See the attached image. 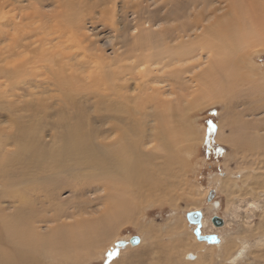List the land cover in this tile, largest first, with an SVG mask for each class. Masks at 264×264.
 Masks as SVG:
<instances>
[{"label":"rangeland","instance_id":"obj_1","mask_svg":"<svg viewBox=\"0 0 264 264\" xmlns=\"http://www.w3.org/2000/svg\"><path fill=\"white\" fill-rule=\"evenodd\" d=\"M194 1L0 0V50H3L2 52L9 50L10 53L12 46L16 48L24 46L26 47L24 50L34 51L35 58H39V55L45 52L40 51L43 49L52 55V59L48 60L47 65L42 63L40 64L42 66L39 67L36 64V71H33L34 76H28V83L21 82L18 84L13 93L12 101L17 107L8 105L9 99L5 96L1 98L3 112L0 108V113L7 115L0 117V136L6 137L9 132L14 133L24 129L37 116H42V113L33 104L39 98H47V102L49 100V104H47L48 118H45L47 124L37 123L36 128L32 123L30 130L36 134L38 131L41 132L43 146L48 145L53 135L61 131L56 123L59 120H66L68 115L77 117L76 113H83L86 117L92 118V124L89 123L88 127L98 129L100 124H97V121L94 122V120L99 117L100 112H96L95 109L96 86L92 83V80L97 75L99 66L130 52L134 40L127 35V32H131L134 25L140 27V29L141 27L145 30L152 29L154 33L152 34V31L149 30L151 37L148 36L149 33L147 36L151 38L150 40H155L162 36V34L158 35V32L154 31L157 30L154 27L158 23L167 22L169 27L179 25L182 22L187 23V13L192 10ZM211 1L207 5L199 2L198 8L193 14L196 16V21L198 20L202 26L208 24L209 14L215 12L217 16H220L226 10L234 11L236 16L247 20L250 24L253 23L252 25H257V22L262 21L264 18V5H261L260 0H253V2L251 0ZM208 5L209 10L205 12V7ZM203 10L205 13L203 16H199L198 14ZM172 12L177 15L176 18L173 17ZM181 12L183 13L181 14ZM168 14L172 16L169 17ZM245 15L250 18L245 19ZM194 31L196 30L190 29L188 34H192ZM199 32L197 31V33ZM142 35L145 36V33H142ZM13 36L16 37L15 40L12 39ZM20 44L21 46L18 47ZM165 45L170 44L166 43ZM262 48L263 53L256 54L257 56L250 58L251 60H246L251 65L257 66V72L264 74V47ZM250 51L249 48H243L238 54L244 56ZM138 52L134 53L138 54ZM30 55L33 54L29 52L26 56ZM4 57L11 58L6 54H4ZM12 58L15 60L14 56ZM28 58H24L23 61H27ZM20 59H17V61L20 62ZM129 62L130 60L123 59L122 63L128 65ZM177 67L178 65L169 68L176 69ZM138 71L139 69L132 65L128 70L118 75L121 79L117 81L121 82L123 78H128L133 73L136 76ZM168 71L173 72V70L163 69L148 77L150 79L148 84L153 87L152 92H150L152 96L148 102H143L141 106L139 100L133 98L138 93L135 90L137 80H131L126 90L133 100L128 110L132 115L130 117L133 119L132 123L138 127L135 136L139 142L141 138L143 139L141 140L140 149L145 153L159 155L158 159L155 157V160L157 159L155 163L162 168L155 171L157 172L155 173L156 179H160V182L158 181L159 185L157 183L154 187H151L153 192L149 189L143 193L144 197L141 196V198L135 199L130 210L122 218L123 223L113 225L114 230H112L111 237L89 249L90 251L87 254L83 252L84 250L80 251L79 255L83 257L78 258V255L75 264H195L196 262V264H219V262L220 264H264V164L261 167L260 164L248 166L251 164L250 159L253 158L249 154L251 151L245 152L243 148H239L238 144L234 146L222 140L217 141L212 136L213 131L209 133L210 124L215 126L221 121L222 116L227 114L228 108L232 106L231 102L236 97L231 98L230 91L229 93L226 91L228 94L223 91L222 94L216 92L212 97L202 98L199 96L195 98L193 94L189 95L180 88L178 78L176 80L170 77ZM56 75L58 77H55ZM69 81L73 89L69 87L66 92L70 95L72 104L66 105V101L62 99L65 91L61 92L59 82L65 85ZM129 87H134V89ZM158 88L165 90V95L163 94L160 97V102L163 104H160L156 99L151 100L160 93V91H157ZM171 89H173L172 92ZM126 91H124L125 94ZM111 97L112 100H116L113 95ZM244 100H248V98ZM207 101L211 104L205 105ZM239 101L238 99L235 103L240 104ZM27 102L33 106V110L26 105ZM166 105L171 107L169 108ZM164 106L168 110L170 109L167 115L164 116L171 118L168 119L171 125L168 127L169 129L166 128L165 136L162 138L161 133L159 135L156 132L155 126L158 113ZM241 106L237 108L241 110ZM237 111L236 113L233 112L232 116L238 115ZM101 112H104V109ZM108 112H104V115H108ZM119 113L112 114L110 112L115 117L122 115H119ZM30 114H32V120L26 117ZM14 125L16 128L12 127ZM174 128L175 137L177 138L173 142L169 140V133ZM224 130L225 133H230V128ZM23 132L25 131L23 130ZM1 144L3 147H1L0 152L12 153L11 151L16 149V144L12 139L8 144L3 142ZM159 144L167 145L169 150L166 148L165 151H161L162 148H158L160 149L158 150L160 152H158L155 148L160 147ZM19 153L21 155L23 152L20 150ZM1 156L0 153V158ZM262 160H264V157ZM15 167L16 165L12 164L10 170ZM0 168H2L1 164ZM32 170L28 172L31 174ZM34 172L36 173V170L32 174ZM84 175H88L86 170ZM217 175L223 177L221 181L232 185L230 199L227 197L225 187H222L220 178ZM234 175L236 177L238 175L241 180L236 179ZM84 177L83 173L80 172V175L73 181L74 183L77 181L83 183ZM6 181L7 178L4 175L0 177V196H2L4 188L7 186ZM99 185V182H90L81 185L82 189L79 188L80 186H76L74 189L68 185L62 191V199L66 201L65 207L68 215L71 214L69 212L74 211V215L69 216L66 223L71 224L75 220L80 221L78 224L68 225V230L78 232L86 226V223L81 220L83 217L94 219L96 215L93 216V213L96 214L99 208L104 210V207L100 205L102 199L99 198L104 193ZM211 190H214L215 194L208 201L207 197ZM252 201L256 206L249 208L248 203ZM1 202L5 207L9 206L8 208H10V205H16L13 201L9 203L5 201V203L1 200ZM210 202H218L219 209H216V211L208 207ZM197 209L203 212L202 233H216L220 237V244H213L215 246L212 250L213 254L208 250L210 244L196 239L192 231L194 226L189 225L186 220L185 214L188 211ZM47 213H52L51 209ZM214 215L223 218L224 224L222 226L217 227L212 223L211 218ZM47 224L49 223H40L44 228ZM133 235L139 236L142 243L135 246L130 245L127 238ZM92 243H94V239ZM183 243H189L190 245L203 243V247H191L188 251H184ZM227 251L229 252L226 253ZM90 252L92 255H90ZM185 252L194 257L198 255L196 261H194V258H186ZM109 253H114V255L109 256ZM233 259H235V262ZM61 260L57 259L58 264ZM63 262L62 264L66 263L65 260Z\"/></svg>","mask_w":264,"mask_h":264},{"label":"bare ground","instance_id":"obj_2","mask_svg":"<svg viewBox=\"0 0 264 264\" xmlns=\"http://www.w3.org/2000/svg\"><path fill=\"white\" fill-rule=\"evenodd\" d=\"M251 1L253 2V0ZM260 1L261 5H264V0ZM199 2L207 5L212 1L195 0L192 3V10L187 13V23L182 22L179 25L170 27L167 22L158 23L154 27L157 30L154 31H157L158 35L162 34V38L158 37L160 39L150 40V29L145 30L143 27L140 29V27L134 25L135 27L133 26L131 32H127V35L134 40V45L130 52L124 56L120 55L108 63L104 62V65L99 66L97 75L95 74L96 76L92 77V83L96 86L95 109L96 112H100L99 117L94 120V122L97 121L96 123L100 124L98 129L88 127L89 123L92 124V118L86 117L83 113L75 114L79 118L68 115L66 120H59L56 123V126L61 131L53 135L48 145L43 146L41 132L38 131L36 134L30 130L32 123L36 128L37 123L47 124L45 118H48L47 104H49V100L47 102V98H39L37 102L33 101L34 103H32L42 113V116H37L36 119L32 120V114L27 115L26 117L32 120L27 127L14 133L9 132L6 137L0 136V150L3 147L1 142L8 144L11 139L16 144L15 148H18L17 151L16 149L11 151L12 153H7V151L0 152L2 155L0 158V164L2 165L0 177L4 175L7 178V186L4 188L2 196H0V264H58L57 259H62L59 264L64 263L63 260L67 264H75L80 251L84 250L83 252L87 254L90 251L89 249L96 247L103 240L111 237L113 234L112 230H114L113 225L122 222V218L130 210L131 204L135 199L141 198V196L144 197L143 193L145 191L151 189L157 183L159 185L160 179L155 177V173H157L155 171H159L160 168L155 163L159 155L158 153V156L145 153L140 149L141 140L143 139L141 138L139 142L135 136L138 127L132 123L133 119L130 118L132 115H130L128 107H131L130 104L133 100L126 90L131 80H137L135 90L138 93L133 98L139 100L140 106L143 105V102H148L152 96L150 92H152L153 87L148 84L150 80L148 77L163 69L173 70V72L168 71V75L176 80L178 78L180 88L189 95L193 94L195 98L199 96L202 98L206 96L212 97L216 92L222 94L223 91L228 93L230 91V97H236L231 102L232 106H226L229 107L228 112L230 111V113L227 112L225 116H222L221 121L215 125L212 136L217 141L222 140L234 146L238 144L239 148H243L245 152L251 151V153L247 152L250 157H253L250 159L249 162L251 164L248 166L251 167L253 164H260V167L263 166L264 74L257 72V66L251 65L246 59L254 58L263 51L264 18L262 21L257 22L258 26L252 25L253 23L250 24L247 20L236 16L234 11L226 10L220 16L212 12V14H209L208 24L206 23V26H202L198 20L196 21V16L193 15L198 8ZM246 6L248 7V5ZM252 7L254 8V6ZM205 10V12L209 10V5L205 7ZM205 12L203 10L198 15L203 16ZM174 14L172 12V15ZM172 15L168 14L169 17ZM173 17L176 18L177 15ZM247 17L249 16H246L245 19ZM232 24L234 25L232 26ZM190 29L196 30L192 33L193 35L188 34ZM150 31H152V34L154 33L152 29ZM197 31H200L201 34H199L200 32L197 33ZM142 33H145V36ZM12 39L15 40L16 37L13 36ZM166 43L170 45H165ZM10 45L12 46V44ZM20 46L21 44L18 47ZM25 48L24 46H21V48L12 46L10 53L8 52L9 50L4 52L0 50V108L2 112L3 103L1 98L5 96V98L9 99L8 105H15L12 103L13 93L18 84L21 82L28 83V76H34L33 71H36L37 65L39 67L42 66L40 65L42 63L47 65L52 59L51 53H47L45 49L40 50L42 53L43 51L45 52L39 55V58H35L34 51H26L24 50ZM241 48H249L251 51L244 56H240L241 54L238 53L242 50ZM137 51H139L138 54H135L134 52ZM29 52L33 55L26 56ZM4 54L11 58L4 57ZM12 56L15 57V60ZM19 58H21L20 62L17 61ZM24 58H28V60H24V62ZM123 59L130 60V64H123ZM132 65L139 69L137 75L135 76L133 73L130 74V77L123 78V81H117L121 79L118 75L128 70ZM175 65H178L176 69L169 68ZM48 75L50 76V74ZM55 77H58V75ZM88 78L91 80L89 76ZM59 83L61 92L65 91L64 95L62 93L64 97L62 99L66 101V105L72 104L70 95L66 92L69 87L72 88V84L70 81L65 85L62 82ZM130 89H134V87ZM124 91L127 93L125 94ZM157 91H160V93L151 100L156 99L160 104H163L160 102V97L163 94L165 95V90L158 88ZM170 91L172 92L173 89ZM111 95L116 97V100H112ZM247 98L248 100H244ZM238 99L240 104L235 103ZM28 102L25 104L30 106L31 109L33 106L30 103L28 104ZM209 104L211 102L207 101L205 105ZM166 106L162 110L160 109L158 118H156L155 129L158 134L161 133L159 135L162 138L165 136L166 128L171 125L168 120L171 118L164 116L170 110ZM238 106L242 107L240 108L241 110L237 108ZM13 109L16 110L15 108ZM102 109H104L105 113L109 111V114L104 115V112H101ZM236 110H238V115L234 114L235 116H232V113H236ZM110 112L112 114L120 112L119 115H122L115 117ZM6 115L5 113H0V117ZM12 127L16 128L15 125ZM225 128H230L229 134L224 132ZM169 135V140L174 142L177 138L175 137V128L171 129ZM158 146L160 147L155 148L157 151L161 148V151L167 148L165 144H159ZM20 150L23 152L21 155L19 153ZM155 157H157L156 160ZM159 159L161 160V158ZM12 164H15L16 167L10 170ZM30 170L32 172L36 170V173L32 174L31 172L30 174L28 172ZM85 170L88 172L87 176L84 175ZM80 172L85 176L84 182L77 181L74 183L73 180L80 175ZM235 175L236 179L239 178L238 175L237 177ZM217 177L220 178L222 187H225L224 190L228 195L227 197L232 196V190H230L232 185L221 181L223 177L218 175ZM90 182L100 183L99 186H101L104 193L99 197L102 199L100 205L104 207V210L99 208L96 214L93 213V216L96 215L94 219L92 217H89L90 219L83 217L84 219L82 218L81 220L86 223V226L78 232L68 230V225L72 226L75 223H80V221L73 220L74 222L71 224L66 223V219L74 215V211L69 212L71 214L68 215L65 207L66 201L62 199V191L68 185H70V188L75 189L76 186H80L79 188L82 189L83 185ZM1 200L4 202L8 201L7 203L13 201L16 205H10V208H8L9 206L5 207L2 205ZM51 200L53 201L51 202ZM55 200L56 202H54ZM255 206L256 204L253 201L248 203L249 208ZM208 207L216 210L219 209V204L218 202H210ZM50 209L52 213L49 214L47 212ZM127 216L129 217L128 214ZM43 222L49 224L44 228L40 225ZM129 238H127V242ZM93 239L94 243H92ZM205 242L210 244L208 250L211 253L215 247L214 245L220 244ZM141 243L142 240L140 239L139 243L135 245ZM182 245L184 246V251H188L191 247H203V243H195V245L183 243ZM90 255H92L91 252ZM188 255L191 254L185 252V257L188 259L194 258V261H196L195 259L198 256L194 257L191 255L193 258H190ZM233 261L235 262V259ZM227 262L229 263L230 261Z\"/></svg>","mask_w":264,"mask_h":264},{"label":"water","instance_id":"obj_3","mask_svg":"<svg viewBox=\"0 0 264 264\" xmlns=\"http://www.w3.org/2000/svg\"><path fill=\"white\" fill-rule=\"evenodd\" d=\"M215 194L214 190H211L209 192V195L207 197V200H211ZM186 220L189 225H193V234L196 236L198 240H205L209 243H219L220 242V237L216 233H202L201 228H202V218H203V212L201 210H191L188 211L185 214ZM212 223L219 227L224 224L223 218L214 215L211 218ZM139 236L133 235L128 239V242L130 245H135L139 243ZM188 257L193 258L191 255H188Z\"/></svg>","mask_w":264,"mask_h":264},{"label":"snow or ice","instance_id":"obj_4","mask_svg":"<svg viewBox=\"0 0 264 264\" xmlns=\"http://www.w3.org/2000/svg\"><path fill=\"white\" fill-rule=\"evenodd\" d=\"M214 130H215V126L210 124V126H209V133H211ZM112 255H114V253H109V256H112Z\"/></svg>","mask_w":264,"mask_h":264}]
</instances>
